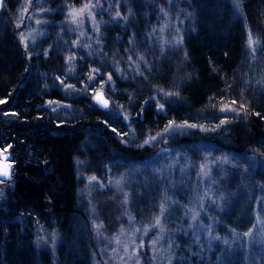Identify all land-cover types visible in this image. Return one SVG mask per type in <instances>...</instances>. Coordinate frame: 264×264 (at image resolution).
Returning a JSON list of instances; mask_svg holds the SVG:
<instances>
[{
  "label": "trees",
  "instance_id": "trees-1",
  "mask_svg": "<svg viewBox=\"0 0 264 264\" xmlns=\"http://www.w3.org/2000/svg\"><path fill=\"white\" fill-rule=\"evenodd\" d=\"M190 1L195 19L193 30L183 40L184 77L179 83H171L175 70L166 62L153 65L143 82L135 81L131 73H127L128 80H115L118 104L133 117L130 133L122 118L109 116L90 101L95 88L86 85L90 72L96 70L94 63L78 58L67 70L63 54L53 47L35 62L25 59L4 17L16 0H4L0 10V151L11 156L12 174L3 182L0 199V264H52L45 250L33 246L37 227L60 233L58 264H90L81 226L87 210L78 194L77 164H85L86 175L100 176L109 168L119 172L124 163L149 156L144 141L170 123L204 128L202 136L193 131V143L201 138L202 145L213 144L215 152H248L264 159V78L256 83L246 75L242 27L230 22V11L219 0ZM238 1L245 22L264 46V0ZM135 29L134 33L139 30ZM104 34L107 54L126 48L128 29L125 35L108 33L118 43L115 48ZM171 87L175 91L171 102L151 100L155 91ZM225 108L231 110H221ZM192 140L180 136L174 145H191ZM106 197L96 200L102 201L100 216L109 221L116 215V201L111 195ZM246 221L238 218L233 226L243 227Z\"/></svg>",
  "mask_w": 264,
  "mask_h": 264
},
{
  "label": "rangeland",
  "instance_id": "rangeland-1",
  "mask_svg": "<svg viewBox=\"0 0 264 264\" xmlns=\"http://www.w3.org/2000/svg\"><path fill=\"white\" fill-rule=\"evenodd\" d=\"M71 1L72 5L65 0H16L4 17L26 60L35 62L53 47L63 54L67 70L78 58L94 63L96 70L86 85L95 88L90 101L96 105L93 97L101 91L109 101L108 115L122 118L131 133L133 117L118 104L115 80H128L131 73L135 81L143 82L153 65L166 62L175 70L171 83L177 85L184 77L183 40L193 30V5L190 0ZM219 2L229 9L230 22L242 27L247 77L261 83L263 41L245 22L238 0ZM85 4L91 7L74 22L70 13ZM127 29L126 48L107 54L104 33L115 48L118 43L108 33L125 35ZM249 36L254 41L251 47ZM172 89L155 91L151 100L171 102ZM186 125L173 124L152 134L143 144L150 155L124 163L119 172L109 168L100 176L86 175L85 164H77L78 194L87 210L81 226L90 264H264V159L248 152H215L213 144L204 147L201 138L193 143V131L202 136L205 129ZM180 136L192 140L191 145H174ZM4 190L0 183V199ZM110 195L116 201V215L107 221L99 213L102 201L96 199ZM238 218H247L245 227L233 226ZM61 239L56 230L37 227L32 242L58 264Z\"/></svg>",
  "mask_w": 264,
  "mask_h": 264
},
{
  "label": "snow or ice",
  "instance_id": "snow-or-ice-1",
  "mask_svg": "<svg viewBox=\"0 0 264 264\" xmlns=\"http://www.w3.org/2000/svg\"><path fill=\"white\" fill-rule=\"evenodd\" d=\"M30 2V0H29ZM4 0H0V7L3 6ZM91 5L89 4H85L83 8L79 9V10H73L70 15L73 17V21L75 22L77 17H80L84 14V12L90 8ZM24 11H27V8L24 9ZM17 27H20V25L18 24ZM25 37L21 34V42L23 43ZM254 41L252 40L251 36H249V46L251 47L253 45ZM95 71V70H94ZM109 79H111V76H109ZM169 95H171V93H169ZM100 103H102V105L104 107H108V102L106 100L103 99V94L101 93H97L96 97H95ZM232 103H236L235 101H233ZM163 106L161 105V108ZM241 107H243V105H241ZM222 111H226V110H231L229 108H225V109H221ZM14 115V114H13ZM127 119V117H125ZM188 127H195V125H186ZM173 124H169L168 128H172ZM179 127V126H177ZM145 143H148V141H146ZM5 160H7V157H4ZM8 168H10V165L5 164L3 171H0V176H3L5 179L10 178V172L7 170ZM92 180H95V177H92ZM0 183H3L2 180H0Z\"/></svg>",
  "mask_w": 264,
  "mask_h": 264
},
{
  "label": "water",
  "instance_id": "water-1",
  "mask_svg": "<svg viewBox=\"0 0 264 264\" xmlns=\"http://www.w3.org/2000/svg\"><path fill=\"white\" fill-rule=\"evenodd\" d=\"M1 9V7H0ZM97 93H101V91H98L95 93L93 100L96 104V106L100 109V110H105L107 109V107H104L102 105V103H100L95 97L97 95ZM103 94V93H102ZM103 99L106 100L108 102V106H109V101L105 98L104 94H103ZM4 157H7V160L4 159ZM11 156L8 153H0V171L5 170L4 166L5 164L10 165L11 164ZM10 172V178L5 179L3 176H0V180H2L3 182L9 181L11 179V174H12V167L10 166V168L7 169Z\"/></svg>",
  "mask_w": 264,
  "mask_h": 264
}]
</instances>
